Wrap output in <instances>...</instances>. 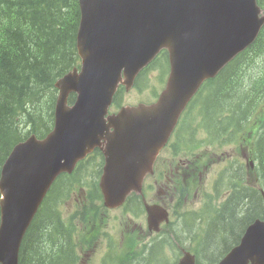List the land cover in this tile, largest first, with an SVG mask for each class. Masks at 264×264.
I'll return each instance as SVG.
<instances>
[{
    "label": "trees",
    "instance_id": "1",
    "mask_svg": "<svg viewBox=\"0 0 264 264\" xmlns=\"http://www.w3.org/2000/svg\"><path fill=\"white\" fill-rule=\"evenodd\" d=\"M47 1L48 0H30L28 3H25V14L31 13L25 7L28 6L29 3L30 5H34L36 13H34L31 18H21L19 15L21 11L19 0L14 2L11 0H0V12L4 13L8 18L12 17L11 21H8L6 25L0 26V62L3 63V67L0 68V83L5 77H12L10 72L7 70L5 71V68L12 62L19 65V67L14 66L8 69L11 71L19 69L23 75L22 78L16 77V80L23 79L28 84L34 85V91H32L28 97H20L21 99L16 102L19 104L14 110L11 112L9 106V110L5 113L9 120L13 135L12 137L10 136L11 138H9V140V129L3 140L0 141V165L5 159L9 149L12 147V143L20 139V131L18 128H24L27 123L25 118L16 117L18 109L24 108L25 110L27 105L23 106V102L32 100L35 94L38 93L37 96L39 98L42 97V94L49 93L52 89V78L62 72L68 66L72 58V40L74 38V33L76 38L77 31L72 16L69 21L71 28L68 30L70 32V37L65 35L63 23L68 28L66 24V22H68V14L67 12L63 13L60 6L63 7L62 5L66 4V8L68 9L71 5L74 6L76 0H57V6V2L49 3ZM260 2L264 4V0H260ZM55 6L56 16L54 13L53 21L46 31L51 37L58 35L59 38L61 36L63 43H60L59 40V42L56 41L53 44L49 43L38 46L37 49H41L31 54L28 51L29 44L24 40L21 32L26 37H29L32 34V29H34V26H32L33 18L37 16L49 18ZM4 15L0 14V17ZM2 21L3 20H0V23H2ZM75 23H78V20L75 19ZM20 25L22 26L21 29H19ZM12 27H16L19 30V36L16 37L19 45H14L13 48H15L16 51H14L12 56L11 53L7 56L10 28ZM252 51L254 52L253 55L245 53L239 56L216 80L210 82L206 86V89L209 90V94L205 97V101L200 106L201 111L198 127L203 129L206 134H246V140L254 146L255 157L259 160L263 156L262 151H264V66L263 71H256L254 66L258 60L264 65V30ZM259 54H262V56L258 57ZM29 60L33 62L31 66ZM41 63L49 66L48 77L45 79H40L41 77L38 74L33 73L34 69L42 68ZM26 73H30L29 79H26ZM245 87L248 88L247 92H245ZM1 89L2 86L0 85V90ZM51 111L52 106L49 101L37 105L34 111L28 114L30 121L33 123L32 132L41 138L52 128V124L48 123ZM2 127L3 121L0 120V129H2ZM255 173L258 175L264 174V164L262 166L258 165ZM245 198L249 200L248 204H245ZM251 199L255 202H251ZM240 200H242V205L237 208L238 213L242 214L240 209H245L246 211L250 206L252 207V211L249 217L259 213L260 201L258 199V194L250 189H242L239 192L231 194L220 215V219L229 209H234L236 204L238 205L240 203ZM53 213L59 216L58 213ZM225 231L230 233L229 230L225 229ZM225 231L222 230L221 235H226ZM57 233H60L63 237L62 243L64 247L59 251L55 250V243L61 241L55 239ZM209 238L213 240L212 231L209 233ZM222 240L224 242L225 239ZM34 242H44L46 244H42L40 250L33 249L28 254V249ZM70 248V240L67 236L63 235L56 225H54V227L46 226L44 223L33 225L30 227L24 239L21 264H29L31 261H34L35 264H46L48 257L56 262V264H60L62 258L70 256ZM46 249H51V251L47 253ZM213 250L216 252H210L211 254H217L222 249L219 250V247H213ZM63 262L61 264H63Z\"/></svg>",
    "mask_w": 264,
    "mask_h": 264
},
{
    "label": "water",
    "instance_id": "2",
    "mask_svg": "<svg viewBox=\"0 0 264 264\" xmlns=\"http://www.w3.org/2000/svg\"><path fill=\"white\" fill-rule=\"evenodd\" d=\"M81 2L89 3L94 11L99 9L94 0ZM87 10L90 14V9ZM228 14L235 17L232 27L225 24ZM185 15L189 23L183 27L182 38L175 47V68L168 91L152 109V126L146 127L147 120L137 117L142 147L136 156H131L120 165L121 173L114 179L116 190L108 197L111 203L122 200L131 189H140V182L150 166L155 149L168 136V131L192 91L204 77L214 75L235 52L251 41L264 22L257 19L253 0H188ZM88 32L92 33L93 30ZM182 73L185 78L180 83ZM81 80L85 84L87 102H91V107L82 103L69 122L58 126L47 141L17 150V155H24L25 164L40 175L59 169L63 165L62 160L68 162L82 156L94 137L103 134L107 128L103 115L111 93L92 60L87 59ZM133 116L122 113L111 119V125L115 127L114 138L131 130Z\"/></svg>",
    "mask_w": 264,
    "mask_h": 264
},
{
    "label": "rangeland",
    "instance_id": "3",
    "mask_svg": "<svg viewBox=\"0 0 264 264\" xmlns=\"http://www.w3.org/2000/svg\"><path fill=\"white\" fill-rule=\"evenodd\" d=\"M8 1V0H7ZM11 1H16V0H11ZM30 0H19V5L21 4V11L19 12V15L21 18H26V17H32L34 13H36V9H34V5H29L25 6L27 8V10H29L31 13L29 14H25L24 13V5L25 3H28ZM47 2L49 3H55L57 2V0H48ZM58 2L56 3L57 6ZM56 6L53 7V12L50 14L49 18H42V16H37L33 18V25L34 29H32V34L29 37H26L22 32V36L24 38V40L29 44L28 47V51L32 54L34 51L36 50H40L41 48L37 49L38 46H42L44 44H53L56 41L60 43H63V40L61 38V36L58 38V35H54V36H49V34L47 33L46 29H48L53 21L54 18V13L56 16ZM60 9L63 12V8L60 6ZM66 24L68 25V28L64 25V29H65V35L70 37V32L68 30H70L71 28V24L69 22H66ZM22 26H19V29H21ZM19 36V30L16 27H12L10 28V36H9V46L7 49V56L12 54H14V51H16L15 48H13L14 45H19V42L16 40V37ZM47 42V43H46ZM6 56V57H7ZM30 66L33 64L32 60H29ZM40 63V62H39ZM42 64V63H41ZM14 66H18L17 64L14 63H10V65H8L5 68V71L7 70L8 72L11 73L12 77H5L3 79V81L0 83V85L2 86V89L0 90V120L3 121V127L2 129H0V141L3 140L4 136L6 135V133L8 132V130L10 129V124H9V120L7 118V115H5V113L9 110V106H10V111L12 112L14 110V108L19 104L16 103L19 99H21L20 97H28L30 95V93L32 91H34V85H30L28 84L25 80L20 79V80H16V77H23L22 73L20 72L19 69H16L14 71L9 70V67H14ZM158 66V64H157ZM3 67V63L0 62V68ZM165 68V66L163 67V69ZM48 69L49 66L48 65H44L42 64V68L41 69H34L33 73L34 74H38L41 78L40 79H45L48 77ZM161 74V69L158 68V70L153 71L152 74V80L150 81V85H154L156 83H159V77ZM26 79L30 78V73H26L25 74ZM143 82V88H144V95H149L151 96L153 93V87L150 88H145V79L142 81ZM165 82V80L163 81ZM163 82H160V84H162ZM159 87V86H158ZM248 88L245 87V92H247ZM38 94V93H37ZM36 94V95H37ZM42 97L45 96V94L41 95ZM135 96V93H132L131 95H124V97L126 99H132ZM133 103H129L130 106H134L136 104H150L151 102H153V97H142V98H134L133 99ZM27 105L28 110H31L29 105L26 102H23V106ZM114 108V106L111 107V109ZM13 135L12 129H10V132L8 134V139L11 138ZM11 136V137H10ZM10 140V139H9ZM218 169H215L213 171V173H215ZM78 197H74L72 198L67 204H66V208L67 211H71L73 204L75 202V200ZM198 202V199L196 198L194 200V202L191 204L192 207L197 206L198 204H195ZM242 205V200H240V203L236 206L234 209H227L228 211L221 217L220 221H218V223L212 228V233H213V241L209 246V251L214 253L216 251L213 250V247H219V250H221L224 246H230L232 245L236 240L237 237L239 235V233L242 230V225L244 224V219L245 217H247L248 215H250L251 211H252V207H248V209L246 210L245 213L240 214L237 211V208H239ZM240 215H243L242 217H240ZM110 217L112 218V220L115 223L114 229L115 230H120L123 226L121 224V222L119 221L120 218V213L119 212H114L110 215ZM47 226H51L54 224V219L52 218H48L46 220ZM133 225L132 222L128 223V226L131 227ZM136 228L137 229H143L145 227V218L144 216H140L137 220H136ZM226 230H229L230 233H227ZM222 230L225 231L226 233V238L223 242V240L221 239V233ZM42 244H46V243H40V242H34L32 243V245L29 247L28 249V254L33 250H40V246ZM181 245H185L187 246L188 243H185L184 241H180ZM55 250L59 251L61 249H63V243L62 241L56 242L55 243ZM206 246V245H205ZM205 248V247H204ZM51 251V249H46V252L49 253ZM55 251V252H56ZM58 256V255H57ZM62 258V257H61ZM66 257L62 258L63 262L65 260ZM117 260L116 258H114V261H112L111 264H117ZM141 258L138 259H133L131 261V263L134 262H138L141 261ZM29 264H35L34 261L29 262ZM46 264H56V262H54L50 257L47 258ZM95 264V263H94Z\"/></svg>",
    "mask_w": 264,
    "mask_h": 264
},
{
    "label": "bare ground",
    "instance_id": "4",
    "mask_svg": "<svg viewBox=\"0 0 264 264\" xmlns=\"http://www.w3.org/2000/svg\"><path fill=\"white\" fill-rule=\"evenodd\" d=\"M225 24L228 26V27H232L235 25V17L228 14L225 18ZM72 31V30H71ZM47 43V42H46ZM45 60V59H44ZM46 63V62H45ZM35 65V64H34ZM39 65V64H38ZM259 252H263L264 250V246L263 245H259ZM156 255L157 253L154 252L150 255V257L148 258L147 261H153L155 258H156ZM114 261V259L112 260ZM117 261V264H147V262L145 260H141V261H138V262H134V263H131L132 260H128V261H125V260H115Z\"/></svg>",
    "mask_w": 264,
    "mask_h": 264
}]
</instances>
